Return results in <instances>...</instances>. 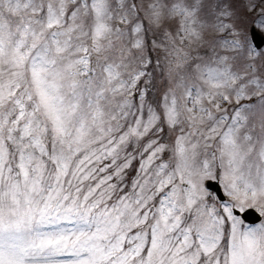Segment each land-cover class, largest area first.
Instances as JSON below:
<instances>
[{
    "label": "snow or ice",
    "instance_id": "obj_1",
    "mask_svg": "<svg viewBox=\"0 0 264 264\" xmlns=\"http://www.w3.org/2000/svg\"><path fill=\"white\" fill-rule=\"evenodd\" d=\"M260 34L264 0H0V264H264Z\"/></svg>",
    "mask_w": 264,
    "mask_h": 264
},
{
    "label": "water",
    "instance_id": "obj_2",
    "mask_svg": "<svg viewBox=\"0 0 264 264\" xmlns=\"http://www.w3.org/2000/svg\"><path fill=\"white\" fill-rule=\"evenodd\" d=\"M261 35V38H264V36L262 35V34H260ZM250 223L252 222V221H249ZM258 222V221H257Z\"/></svg>",
    "mask_w": 264,
    "mask_h": 264
},
{
    "label": "rangeland",
    "instance_id": "obj_3",
    "mask_svg": "<svg viewBox=\"0 0 264 264\" xmlns=\"http://www.w3.org/2000/svg\"><path fill=\"white\" fill-rule=\"evenodd\" d=\"M264 35V34H263Z\"/></svg>",
    "mask_w": 264,
    "mask_h": 264
}]
</instances>
